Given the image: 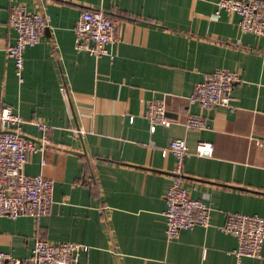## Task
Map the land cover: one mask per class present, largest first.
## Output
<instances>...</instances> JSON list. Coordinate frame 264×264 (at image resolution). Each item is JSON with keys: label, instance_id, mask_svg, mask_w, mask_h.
I'll list each match as a JSON object with an SVG mask.
<instances>
[{"label": "crops", "instance_id": "1", "mask_svg": "<svg viewBox=\"0 0 264 264\" xmlns=\"http://www.w3.org/2000/svg\"><path fill=\"white\" fill-rule=\"evenodd\" d=\"M217 2L0 0V108L26 118L23 136L48 135L25 172L55 182L48 214L0 217V251L25 258L43 237L82 244V264H264V246L237 257L236 236L220 227L230 212L264 216V35L242 31L235 12L217 14ZM22 6L47 23L19 76L5 50L16 42L10 15ZM88 8L118 22L100 57L76 48L74 27ZM218 69L240 75L233 107L204 108L192 94ZM154 100L166 102L172 123L152 132L145 113ZM189 116L206 127H186ZM178 138L191 151L183 184L213 210L209 225L169 237L163 211L176 157L163 150ZM202 141L215 145L212 156L196 153Z\"/></svg>", "mask_w": 264, "mask_h": 264}, {"label": "built area", "instance_id": "2", "mask_svg": "<svg viewBox=\"0 0 264 264\" xmlns=\"http://www.w3.org/2000/svg\"><path fill=\"white\" fill-rule=\"evenodd\" d=\"M217 7V14L220 10L237 13L242 31L264 35V0H218ZM9 22L16 31V42L7 46L5 51L14 61L16 73L21 76L25 67V51L29 46L39 43L47 19L41 11H28L22 6L11 13ZM117 25V20L103 10L85 9L74 27L76 48L99 57L107 54L108 46L118 39ZM238 80L239 73L232 70L218 69L207 73L196 84L192 99L204 108L220 105L233 107V88ZM145 116L150 121L152 132L157 125L169 126L172 123L164 100L149 102ZM26 121L11 106L0 108V217L16 219L28 215L38 218L48 214L54 202V180L42 173L29 175L25 172L31 154L43 151L49 142L46 134L38 141L23 136V124ZM37 125L44 132L49 129L42 122ZM185 126L206 127V122L202 118L189 116ZM75 131L82 133L81 128H75ZM167 150L175 155L176 165L172 183L165 196L166 208L163 215L167 236L174 237L183 229L209 225L213 208L205 200L191 197L183 184L184 164L191 154L186 140H172L163 153ZM214 150L212 142L202 141L198 144L196 153L212 156ZM220 227L236 236L238 245L233 253L237 257L260 256L264 246V216L230 212L226 222ZM82 248L83 245L77 242L53 243L38 237L28 257L21 258L10 252L0 251V264H82Z\"/></svg>", "mask_w": 264, "mask_h": 264}, {"label": "bare ground", "instance_id": "3", "mask_svg": "<svg viewBox=\"0 0 264 264\" xmlns=\"http://www.w3.org/2000/svg\"><path fill=\"white\" fill-rule=\"evenodd\" d=\"M89 53V52H88Z\"/></svg>", "mask_w": 264, "mask_h": 264}]
</instances>
